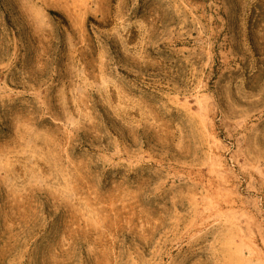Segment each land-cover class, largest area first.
Listing matches in <instances>:
<instances>
[{
  "label": "rangeland",
  "instance_id": "obj_1",
  "mask_svg": "<svg viewBox=\"0 0 264 264\" xmlns=\"http://www.w3.org/2000/svg\"><path fill=\"white\" fill-rule=\"evenodd\" d=\"M0 264H264V0H0Z\"/></svg>",
  "mask_w": 264,
  "mask_h": 264
}]
</instances>
